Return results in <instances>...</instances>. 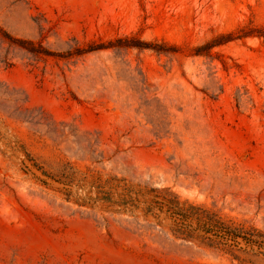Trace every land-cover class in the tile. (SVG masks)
I'll return each mask as SVG.
<instances>
[{"label": "rangeland", "instance_id": "rangeland-1", "mask_svg": "<svg viewBox=\"0 0 264 264\" xmlns=\"http://www.w3.org/2000/svg\"><path fill=\"white\" fill-rule=\"evenodd\" d=\"M250 26L264 0H0V264H264L154 200L264 235V37L194 55Z\"/></svg>", "mask_w": 264, "mask_h": 264}, {"label": "trees", "instance_id": "trees-1", "mask_svg": "<svg viewBox=\"0 0 264 264\" xmlns=\"http://www.w3.org/2000/svg\"><path fill=\"white\" fill-rule=\"evenodd\" d=\"M3 35L12 45H18L23 49L39 55L63 59L80 57L92 52L110 49L116 47V44L121 45V48L127 50H151L157 53H167L171 50L167 49V45L165 44H154L141 41L135 37H125L116 40L113 44L103 45L92 43L87 49L78 47L63 55H56L47 51H45V53L36 51L37 45L33 42L15 39L7 33H3ZM253 37H264V26L242 27L235 32L220 34L206 45L198 47L194 55H207L213 48L227 45L236 40ZM154 200H156V203L160 206L168 208L174 220L176 227L175 232L179 234L183 240H202V242L210 248H218V246L222 244V241L226 243L227 247H235L242 242L248 247H258L260 250L264 249V235L256 230H246L229 224L219 217L218 214L209 209L187 203L180 204L176 200L162 197H155ZM227 252L233 254V251L230 249H227Z\"/></svg>", "mask_w": 264, "mask_h": 264}]
</instances>
